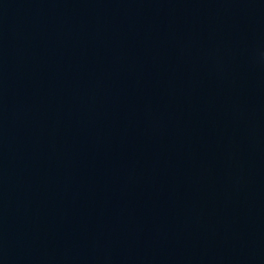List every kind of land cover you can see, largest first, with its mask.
I'll use <instances>...</instances> for the list:
<instances>
[{
	"label": "water",
	"instance_id": "water-1",
	"mask_svg": "<svg viewBox=\"0 0 264 264\" xmlns=\"http://www.w3.org/2000/svg\"><path fill=\"white\" fill-rule=\"evenodd\" d=\"M0 264H264V0H0Z\"/></svg>",
	"mask_w": 264,
	"mask_h": 264
}]
</instances>
